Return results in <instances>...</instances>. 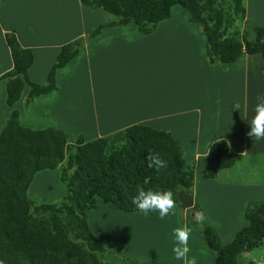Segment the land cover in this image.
Listing matches in <instances>:
<instances>
[{
    "label": "crops",
    "instance_id": "crops-1",
    "mask_svg": "<svg viewBox=\"0 0 264 264\" xmlns=\"http://www.w3.org/2000/svg\"><path fill=\"white\" fill-rule=\"evenodd\" d=\"M175 6L149 34L138 33L133 22L102 28L55 71L53 92L24 107L28 91L24 87L13 108L22 127L60 129L85 142L131 125L170 134L184 163L194 165L192 204L226 244L246 225L245 205L264 200V139L247 135L256 97L264 94L263 62L259 54H243L231 63H208L201 32L188 22L184 9L174 16ZM243 8L240 34L261 40L264 0H243ZM113 21L112 15L90 10L77 0H0V75L12 68L5 32L12 31L18 45L32 52L27 78L41 85L61 45ZM4 97L1 80L0 130L10 110ZM76 100L82 102L88 120L69 119ZM235 102L241 107L234 111ZM218 140L227 142L234 164L203 179L208 146ZM177 214L176 209L175 215L160 219L158 212L125 213L98 198L95 208L85 210L86 225L100 244L156 264H183L172 252V230L181 227ZM202 242L191 233L188 256H195L197 264H214ZM104 258L108 264H120L109 255ZM255 258L264 259V240L239 253L236 262L247 264Z\"/></svg>",
    "mask_w": 264,
    "mask_h": 264
},
{
    "label": "trees",
    "instance_id": "trees-1",
    "mask_svg": "<svg viewBox=\"0 0 264 264\" xmlns=\"http://www.w3.org/2000/svg\"><path fill=\"white\" fill-rule=\"evenodd\" d=\"M77 1L90 10L112 15L115 21L98 24L83 37L61 45L41 85L27 78L32 52L18 45L12 31L3 34L12 68L0 75L4 103L10 109L0 130V264H107L104 254L117 256L122 264H156L138 262L121 250L100 244L86 225L85 210L95 208L98 198L122 212L140 213L131 201L145 177H151V182L144 187L171 190L174 194L182 190L191 197L194 165L184 163L172 136L145 125H131L88 142L77 135L74 142L68 143L60 129L20 126L13 105L24 87L28 88L24 107L33 98L53 92L55 71L63 68L102 28L133 22L138 33L149 34L159 21L169 17L174 5L184 9L188 22L201 32L210 64H227L243 54H259L264 74V38L250 41L240 34L243 0ZM232 22L239 25L229 33ZM150 152H158L167 168L159 172L149 169L146 157ZM233 164L234 154L227 144L215 141L205 155L201 177L212 179L217 171ZM56 168L65 187L62 199L54 204L31 201L26 190L32 176ZM246 205V225L236 231L231 241L222 244L212 227L194 222L192 210H199L194 204L183 208L177 200L182 216L189 214L191 226L213 253L214 264H237L239 253L258 247L264 240V200Z\"/></svg>",
    "mask_w": 264,
    "mask_h": 264
},
{
    "label": "clouds",
    "instance_id": "clouds-1",
    "mask_svg": "<svg viewBox=\"0 0 264 264\" xmlns=\"http://www.w3.org/2000/svg\"><path fill=\"white\" fill-rule=\"evenodd\" d=\"M241 107L239 102L232 105L233 110H239ZM254 116L252 117L249 125L250 131L247 135L256 140L264 139V94L257 95L256 103L254 106ZM219 143V142H218ZM227 143V142H226ZM209 151V146H208ZM147 167L159 172L161 169L167 168V162L163 160L158 152H150L146 157ZM151 177H145L143 184L137 187L136 195L132 198V204L136 209L145 214L149 212H158L159 218L164 219L169 215L176 214L177 198L178 195L174 194L171 190H159L151 187H144L149 185ZM247 207V205H245ZM192 218L196 223H203L205 217L199 210H192ZM192 228L188 224L172 230L174 258L180 260L183 264H197L195 256L189 257L190 251L188 247V240Z\"/></svg>",
    "mask_w": 264,
    "mask_h": 264
},
{
    "label": "rangeland",
    "instance_id": "rangeland-1",
    "mask_svg": "<svg viewBox=\"0 0 264 264\" xmlns=\"http://www.w3.org/2000/svg\"><path fill=\"white\" fill-rule=\"evenodd\" d=\"M175 7H176L175 8L176 10H173L174 16H175L176 11H184L179 6H175ZM237 24H238L237 22L236 23L232 22L231 27L228 29V32L231 33L233 31V29L235 28V25L237 26ZM74 102H75V105L71 106V108H73V109L71 111H69V113H70L69 119H71L74 122H79V120L82 121L85 119L88 120V117L86 115V112L84 111V107H83L82 102H79L78 100H76ZM73 111H74V113H73ZM74 114L75 115L78 114L76 117L74 116L75 119H77V121L72 119V118H74L73 117ZM78 116H80V117H78ZM71 138H73L71 133L67 134L68 143L74 142L75 139H71ZM59 172H60L59 168H56L54 170H42V171L35 173L32 177V180H31L29 186H28L27 197L36 204H39V203H49V204L58 203L65 194V187L59 180ZM176 209L178 211L177 221L179 222V224L181 226H183L184 224H188V226L192 228L191 233H193L197 238H199V239H201V241H203L202 238L200 237V235L191 226V224L189 222V214L187 213V214H184L182 216L178 206L176 207ZM203 223L206 224L205 222H203ZM235 228H239V227H234L233 229H235ZM150 237L151 236L149 235V238ZM225 237L227 238L226 234H225ZM220 242H222V241L220 240ZM202 243H203L204 248L213 256V253L209 249L206 248L204 242H202ZM172 244H173V240H172ZM123 253H125V252H123ZM125 254H127V253H125ZM106 255L113 257V259L115 261L117 260L120 264H122L117 256L110 255V254H104L103 256L105 257ZM104 257H103V259L108 264V260ZM213 258H214V256H213ZM138 262H140V261H138ZM144 262H146V261H144ZM240 262L242 264L243 260H240ZM247 264H264V259L263 258H260V259L255 258V260L253 262L249 261Z\"/></svg>",
    "mask_w": 264,
    "mask_h": 264
},
{
    "label": "water",
    "instance_id": "water-1",
    "mask_svg": "<svg viewBox=\"0 0 264 264\" xmlns=\"http://www.w3.org/2000/svg\"><path fill=\"white\" fill-rule=\"evenodd\" d=\"M177 195V200L183 208H189L192 205L191 197L184 193L182 190L178 191Z\"/></svg>",
    "mask_w": 264,
    "mask_h": 264
},
{
    "label": "bare ground",
    "instance_id": "bare-ground-1",
    "mask_svg": "<svg viewBox=\"0 0 264 264\" xmlns=\"http://www.w3.org/2000/svg\"><path fill=\"white\" fill-rule=\"evenodd\" d=\"M74 109H75V108H74ZM73 113H74V111H73ZM77 115H78V114H76V115L74 114V115H73V117H74V116L76 117ZM75 117H74V118H72V119H74V120H76V121H77V119H75ZM78 117H80V116H78ZM78 119H79V118H78ZM79 122H80V120H79Z\"/></svg>",
    "mask_w": 264,
    "mask_h": 264
}]
</instances>
